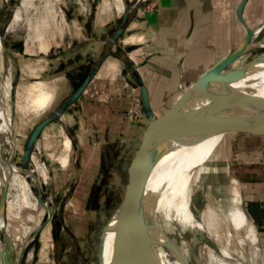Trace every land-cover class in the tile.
Instances as JSON below:
<instances>
[{
    "label": "rangeland",
    "instance_id": "1",
    "mask_svg": "<svg viewBox=\"0 0 264 264\" xmlns=\"http://www.w3.org/2000/svg\"><path fill=\"white\" fill-rule=\"evenodd\" d=\"M116 1L0 0V38L3 47L0 56L3 67L1 79L3 81L9 77L12 84L10 128L15 151L10 162L15 167L23 169V148L34 127L59 108L71 93L64 85L62 74H55L52 69L60 62V59L57 60L58 53L66 49L70 39H82L80 30L87 21H92L93 28L99 34L95 24L98 19L113 16L117 20L104 42L103 54L110 55L102 60L100 67L106 59L116 60L118 66V70L98 79L96 88L91 91L89 112L78 111L75 104L73 113L67 114L69 111H65L67 117L64 121L51 123L41 133L29 166L30 169L36 166L40 168L35 172L34 179L25 177L29 188L28 201L35 202L37 207L31 211L27 209L20 192L17 193L21 200L16 202L17 207H21V214H31L33 221H27L30 226L27 234L23 233L21 227L16 238L10 237L6 230L0 232L4 242L5 264H18L27 243L22 264H99L104 229L139 179L140 153L149 126L143 117L139 88L132 77L134 62L143 59L141 56L132 59L131 52L142 45L126 44L124 41L132 35L148 31L144 14L155 9V0H120L121 4H116ZM128 9L132 10L130 21L134 25L128 26L116 43L109 46V38L117 30L123 12ZM28 19L33 23L30 42ZM12 21H16L13 28L10 26ZM38 35H41V43L48 47L45 53L39 51ZM252 42H264V26ZM206 45L196 44L193 53L196 54L195 50L201 47H205V50ZM181 53L179 50L177 55ZM263 53L264 47L254 48L235 61L233 66L247 67ZM218 57L219 52L214 50L205 56H195L196 60L186 58V70L179 68L184 63L180 58L171 60L169 65L155 63L152 66L144 61L139 72L150 88L151 102L157 116L166 114L190 89L196 77L194 63L205 67ZM182 70L186 73H181ZM164 82L165 85H161ZM93 118L96 122L92 121ZM229 138L230 134L225 135L221 143L228 142ZM219 144L208 160L206 179L199 186L200 190L194 191L192 205L197 210L205 209L208 205L216 210H228L232 206L233 190L239 189L241 195L240 183L233 177L226 160L218 156ZM6 149L3 146L4 157L8 158ZM13 195L7 199L10 207L4 209L5 223L9 219L14 222L23 220L14 209ZM24 221L25 218L21 224ZM41 226L43 228L37 236L28 242ZM251 228L248 224L234 231L227 221L222 222L217 218L212 229L215 244L196 236L193 248L199 258H203L204 246L212 249L210 253L213 254L216 247L223 246L239 255L247 264H253L256 260L253 259V252L258 247L257 243L252 244L248 236ZM248 243L249 251L245 254L243 251ZM205 260L208 264V255ZM220 261L218 258L211 264H223Z\"/></svg>",
    "mask_w": 264,
    "mask_h": 264
},
{
    "label": "crops",
    "instance_id": "2",
    "mask_svg": "<svg viewBox=\"0 0 264 264\" xmlns=\"http://www.w3.org/2000/svg\"><path fill=\"white\" fill-rule=\"evenodd\" d=\"M240 2L241 0H155V9L144 14L148 31L132 35L124 41L126 44L141 43L142 45L141 48L131 52L132 59L139 56L143 59L141 62H134L135 69L139 72V68L144 66V61H148L152 66H155V63L169 65L171 60L180 58L184 63H181L179 68L186 70L184 61L186 58L196 60L195 56L199 54L205 56L217 50L219 57L211 64L202 67L201 64L194 63L193 66L199 67V69L194 68L196 70L194 83L201 74L243 42L246 29L237 17ZM115 3L118 4L117 1ZM242 18L251 29L260 26L264 20V0H247ZM116 21L113 16L98 19L95 23L99 30L98 34L93 28L92 21L89 20L80 30L81 40L68 36L71 39L66 49L58 53L57 60L60 59V62L56 68L52 69V72L62 74L66 89L71 91L70 95L85 80L91 67L102 57L104 42L107 35L115 28ZM45 24L47 26V22ZM132 24L133 22L130 21L128 26ZM128 26L125 31L128 30ZM39 36L41 35L36 36L37 41L40 42L39 51L45 53L48 47L41 43L42 38ZM199 43L207 44L206 49L203 50L205 47H201L200 50H195L197 52L195 54L193 48ZM162 48L163 51H161ZM179 50L182 53L177 55ZM202 51H205L203 52L205 54H202ZM173 63L176 64V61ZM117 67L116 60L106 59L79 99L67 109L69 111L67 114L73 113L72 107L75 104L78 111L89 112L91 91L96 88L98 79L118 70ZM184 72L182 70L181 73L184 74ZM139 74L147 90L150 107L155 112L151 102L150 88L147 86L145 77L140 72ZM161 85H165V82ZM67 114L64 112L62 117L53 123L64 121ZM93 119L92 121L96 122V119ZM219 145L221 146L218 149V156L226 160L233 177L241 185L242 210L257 237L260 260L257 258L253 264H264V124L252 131L230 133L228 142L224 141ZM249 247L248 243L243 253L246 254Z\"/></svg>",
    "mask_w": 264,
    "mask_h": 264
},
{
    "label": "bare ground",
    "instance_id": "3",
    "mask_svg": "<svg viewBox=\"0 0 264 264\" xmlns=\"http://www.w3.org/2000/svg\"><path fill=\"white\" fill-rule=\"evenodd\" d=\"M117 2L121 4L120 0H117ZM121 6L124 8L123 4ZM47 15L50 16L49 14ZM15 22L12 21V24H10L12 28L16 26ZM32 26V21L28 19L29 42L32 39ZM259 32V28L255 29L251 39L253 40L257 37ZM248 48L249 45L244 44L241 50ZM2 49V41L0 38V56ZM260 62L259 71L249 76L247 81L259 87V93H264V58ZM1 67L0 65V196L6 190L4 205L6 209V207H10L7 199L14 193V209L21 214L22 211L20 210L22 209L21 207H17L16 203L21 201L17 193L20 192L22 201L25 203L24 206L30 209V211L35 210L37 204L28 201L29 188L25 178L26 176L21 173L23 169L15 167L10 162L15 151V143L10 128L12 108L9 105V98L12 84L9 77H6L2 81ZM240 86L246 85L242 83ZM235 108H237V105L233 102L219 99L212 100L205 118H201L191 125L200 127L211 126L219 118ZM222 139H210L189 149L170 143L160 158L147 185V204H151V200H153V209L151 211V222L147 226V233L143 245L145 254L144 264H206V255L209 258L208 264L209 262L210 264L213 263L218 258L223 264H247L239 255L230 252L223 246L216 247L214 245L216 247V253L214 254L210 253L212 249L204 246L202 250L203 258H199L193 248V241L196 236L215 244L216 238L212 229L217 218L222 222L227 221L234 231L247 226L249 223L242 210L239 189L236 188L232 193V206L228 210H216L210 205L205 209L197 210L192 205L194 191L200 190L199 186L206 179L208 160ZM3 146L7 148L8 158L4 157ZM39 168V166H36L35 169H31V172L35 174ZM5 187L6 189H4ZM25 209L24 211H26ZM3 214L4 212L0 209V232L6 230L10 234V237L16 238L19 234V228L22 227L24 230L23 233L27 234L30 227L27 221H33L31 214L23 213L20 215L23 220L25 218L23 224H21L23 220H18V218L16 219L18 221L15 220L16 222L13 219H9V222L5 223ZM114 219L113 217L109 221L104 231L100 253L103 264H109L112 257ZM248 236H250V241L253 245L257 243V237L252 228L249 229ZM0 250L5 255L4 242H2ZM208 253L211 257H209ZM258 256L259 250L256 248L253 252V259H257Z\"/></svg>",
    "mask_w": 264,
    "mask_h": 264
},
{
    "label": "water",
    "instance_id": "4",
    "mask_svg": "<svg viewBox=\"0 0 264 264\" xmlns=\"http://www.w3.org/2000/svg\"><path fill=\"white\" fill-rule=\"evenodd\" d=\"M246 2L247 0H241L237 8V17L246 29V36L243 42L229 55L201 74L190 89L163 116L158 117L151 109L148 93L141 75L137 69L132 71V77L140 91L143 117L149 126V131L140 153L141 172L139 179L113 216L115 218L114 240L109 264H144L143 245L147 226L151 222V211L153 209V200H151V204H147V185L153 170L170 143L189 149L204 141L216 138L221 139L225 135L234 132L252 131L257 126L264 124V93H259V87L247 81L249 76L259 71L260 61L264 58V53L247 67L233 66V63L244 56L245 53L257 47H264V42H252L251 37L255 29L249 28L242 18ZM131 13L132 10L129 9L124 11L117 30L108 40L109 46L114 45L123 34L129 24ZM263 26L264 20L257 28L261 30ZM244 44L249 45V48L241 50ZM109 55V53L103 54L96 64L91 67L85 80L70 97L49 116L42 119L31 131L22 153L23 171L21 173L23 175L32 179L35 178L29 166L32 152L41 133L48 125L59 120L64 112L79 99L96 76L102 60ZM242 83L246 86L241 87ZM216 99L233 102L237 105V108L223 115L211 126H192V123L205 118L211 101ZM5 196L6 190L0 196V209L3 212L5 209ZM38 198L40 200V194H38ZM43 206L46 208L45 205ZM46 210L49 212L48 208ZM41 228L43 226L34 232L28 242L37 236ZM2 242L0 236V246ZM27 245L28 243L22 250L18 264H22ZM100 253L101 248L98 258L99 264H103ZM0 264H5L2 250H0Z\"/></svg>",
    "mask_w": 264,
    "mask_h": 264
}]
</instances>
